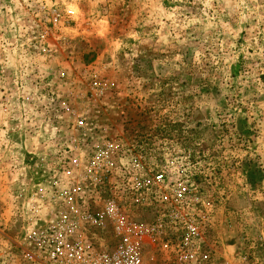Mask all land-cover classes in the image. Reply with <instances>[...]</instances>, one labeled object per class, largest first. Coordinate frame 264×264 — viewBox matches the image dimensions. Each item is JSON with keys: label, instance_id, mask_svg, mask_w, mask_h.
Instances as JSON below:
<instances>
[{"label": "rangeland", "instance_id": "1", "mask_svg": "<svg viewBox=\"0 0 264 264\" xmlns=\"http://www.w3.org/2000/svg\"><path fill=\"white\" fill-rule=\"evenodd\" d=\"M77 117L188 153L212 264H264V0H0V253Z\"/></svg>", "mask_w": 264, "mask_h": 264}, {"label": "built area", "instance_id": "2", "mask_svg": "<svg viewBox=\"0 0 264 264\" xmlns=\"http://www.w3.org/2000/svg\"><path fill=\"white\" fill-rule=\"evenodd\" d=\"M87 88L107 91L97 79ZM59 112L75 117L66 105ZM69 125L57 168L33 186L0 264H212L204 233L214 208L188 153L164 139L110 135L82 117Z\"/></svg>", "mask_w": 264, "mask_h": 264}]
</instances>
